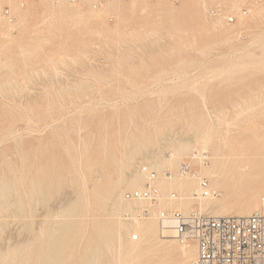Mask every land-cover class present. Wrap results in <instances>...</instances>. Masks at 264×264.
Segmentation results:
<instances>
[{"label": "rangeland", "instance_id": "rangeland-1", "mask_svg": "<svg viewBox=\"0 0 264 264\" xmlns=\"http://www.w3.org/2000/svg\"><path fill=\"white\" fill-rule=\"evenodd\" d=\"M4 7L14 20H0V264H191L193 241L164 242L156 219L127 215L137 203L122 193L139 188L128 176L143 186L140 165L156 173L168 207L262 208L264 0H0ZM214 165L224 186L203 173ZM201 176L216 194L182 188L191 179L198 191ZM135 223L151 234L131 242Z\"/></svg>", "mask_w": 264, "mask_h": 264}, {"label": "built area", "instance_id": "built-area-1", "mask_svg": "<svg viewBox=\"0 0 264 264\" xmlns=\"http://www.w3.org/2000/svg\"><path fill=\"white\" fill-rule=\"evenodd\" d=\"M75 3L77 0H67ZM20 3L19 7H23ZM245 13V12H244ZM14 20L8 7L0 11V20ZM234 16H228L227 23H232ZM206 163V155H201ZM146 181L137 189L122 193L124 201L137 203L135 212L127 214L131 218L156 219L160 236L167 226L175 231V237L184 243L194 242L196 255L191 264H264V198L262 208L249 214L212 215L197 211L184 212L165 205L166 199L155 183L156 173L146 165L139 166ZM180 172L188 175L192 170L189 161L181 163ZM199 194L203 198L216 194L211 189L207 178L199 177ZM174 193L168 199L175 198ZM139 233L131 231L129 240H140Z\"/></svg>", "mask_w": 264, "mask_h": 264}, {"label": "bare ground", "instance_id": "bare-ground-1", "mask_svg": "<svg viewBox=\"0 0 264 264\" xmlns=\"http://www.w3.org/2000/svg\"><path fill=\"white\" fill-rule=\"evenodd\" d=\"M93 13V12H92ZM206 135V134H205ZM199 138V137H198ZM205 138V137H204ZM225 138V137H224ZM228 138V137H227ZM208 139H210V138H205L202 142H203V144H207V141H208V144H209V140ZM223 139V138H222ZM229 139H230V137H229ZM229 139H227V140H229ZM223 140H225V139H223ZM257 140V139H256ZM219 141H221V140H219ZM231 141V140H230ZM255 141V140H254ZM259 141L261 142L262 141V143H264V136L261 138V140H260V138H259ZM211 142V141H210ZM229 142V141H228ZM237 142V141H236ZM247 143V142H246ZM206 144H205V146H206ZM263 145V144H262ZM208 146V145H207ZM206 146V147H207ZM224 146V145H223ZM254 146V145H253ZM202 147H204V145L202 146ZM201 147V148H202ZM243 147V146H242ZM241 147V149H243V150H245V151H241L240 153L242 154V155H244V154H247V153H249V152H247V151H249V147L248 148H246L245 146V148H242ZM205 148V147H204ZM173 149V148H172ZM206 149V148H205ZM205 149H204V151H205ZM230 151H228L229 152V154L231 153V150L233 151V149H230V148H228ZM236 149V148H235ZM234 149V150H235ZM246 149H248L247 151H246ZM251 149V148H250ZM257 149V148H256ZM255 149V150H256ZM258 149H260V154L262 155V151L261 150H263V147L261 148H258ZM253 150V149H252ZM252 152V151H251ZM250 152V153H251ZM254 152V151H253ZM257 152V151H256ZM221 153V152H220ZM233 153V152H232ZM231 153V154H232ZM235 153V152H234ZM196 154V153H195ZM217 154H218V152H217ZM225 154V153H224ZM226 154H228V153H226ZM229 154L228 155H224L225 157L226 156H229ZM235 154H237V153H235ZM234 154V155H235ZM258 154V153H257ZM234 155H232V156H234ZM249 155V154H248ZM261 155H260V157H261ZM172 156H174L173 154H172ZM216 155H214V157H215ZM236 156V155H235ZM240 154H239V158H240ZM246 156V159H247V155H245ZM252 156V155H251ZM257 157L259 156V154L258 155H256ZM255 156V157H256ZM263 156V155H262ZM167 157V156H166ZM213 157V158H214ZM216 157H218V156H216ZM231 156H229V158H230ZM238 157V156H237ZM243 157V156H242ZM254 156H253V159L255 158ZM256 157V158H257ZM259 157V158H260ZM219 158V157H218ZM220 158H221V156H220ZM222 158H224L223 156H222ZM228 157H227V159H229ZM232 158V157H231ZM235 158V157H234ZM245 158V157H244ZM255 158V159H256ZM227 159H225V160H227ZM238 159V158H237ZM237 159L235 160V164L237 165ZM252 159V161H253V163H255L254 161H255V159L253 160ZM258 159V158H257ZM262 159V158H261ZM225 160H224V163H225ZM234 160V159H233ZM248 160V159H247ZM246 160V161H247ZM171 161V160H170ZM230 161H231V159H230ZM239 162L241 161V160H238ZM245 161V160H244ZM243 161V162H244ZM259 161H260V159H259ZM263 161H264V156H263ZM172 162V161H171ZM261 162V161H260ZM259 162V163H260ZM150 163V162H149ZM216 163H217V161H216ZM249 163H251V160L250 161H248V163H244L243 165H242V169L241 168H238V169H241V174H245V175H249L250 174V172L248 171V170H250L251 168H249V167H252L253 168V165H251V164H249ZM230 164V163H229ZM242 164V163H241ZM261 164H262V162L260 163V167L259 168H261ZM123 165V164H122ZM170 165H172V163H170ZM222 165V164H221ZM227 165V164H226ZM255 166L257 165V164H254ZM141 166V165H140ZM238 166V165H237ZM219 167V166H218ZM229 167V166H228ZM249 169H248V168ZM257 167V166H256ZM257 167V168H258ZM139 168V167H138ZM234 168H236V167H234ZM264 167H262L261 169H263ZM205 170L204 172L202 171V170ZM202 170H201V172H203V173H205V174H207V176H210L211 178H213L214 180H218V183L217 184H220L221 182H220V178H221V173L219 172V169L217 168V166L216 165H214V166H212V168H203ZM233 169V168H232ZM235 170V169H234ZM255 170V169H254ZM229 171H231V170H229ZM228 171V172H229ZM233 171V170H232ZM231 171V172H232ZM257 171H258V169H257ZM238 172V171H237ZM235 173H236V171H235ZM229 174V173H228ZM232 174V173H231ZM236 174H239L240 175V173L238 172V173H236ZM264 174V173H263ZM140 175V174H139ZM238 175V176H239ZM203 176V175H202ZM231 176H233V175H231ZM243 176V175H242ZM255 176V175H254ZM140 177V176H139ZM168 177V176H167ZM198 178L197 176H196V174H193L192 173V176H191V178ZM251 177V176H250ZM180 178V177H179ZM234 178V177H233ZM240 178V177H239ZM263 178V177H262ZM177 179V178H176ZM237 179V178H236ZM164 180H165V178H164ZM169 180V179H168ZM171 180H174L173 178L171 179ZM243 180V179H242ZM127 183H128V185H130L131 187H139L140 188V185L138 184V175H132V176H128V178H127ZM166 182V181H165ZM170 182V181H169ZM220 182V183H219ZM239 183V182H238ZM221 186H224V182H223V185H222V183L220 184ZM181 186H182V188H184V190H186V191H188V195H189V193L191 194V196L193 195V194H197V192L199 193V189H198V191H197V189L196 188H194V181L193 180H187V181H184L183 183H181ZM219 186V185H218ZM237 186V185H236ZM195 187H197L198 188V186L196 185ZM219 188H220V186H219ZM233 188H235V187H233ZM135 189H137V188H135ZM211 189H213V188H211ZM121 190V189H120ZM194 190H195V192H194ZM214 190V189H213ZM219 190V189H218ZM197 191V192H196ZM245 191V190H244ZM231 193V192H230ZM187 194V193H186ZM259 194V193H258ZM229 195V194H228ZM190 196V197H191ZM181 197V196H180ZM179 197V198H180ZM187 197V196H186ZM193 197H194V195H193ZM201 197V196H200ZM213 197V196H212ZM183 198V197H182ZM192 198V197H191ZM195 198V197H194ZM203 197H201V199H202ZM206 198V197H205ZM204 199V198H203ZM263 199V198H262ZM121 200V199H120ZM200 201V200H199ZM253 201V200H252ZM252 201H250L249 203H248V206H254V202H252ZM262 201V200H261ZM125 202H129V201H125ZM193 202V201H192ZM255 203H257V202H255ZM261 204H262V202H261ZM256 205V204H255ZM257 205H260V204H258L257 203ZM199 207H198V209H199V211H202L204 208H205V206H207V202L205 203V202H203V201H201V202H199V205H198ZM187 208V207H186ZM258 208V207H257ZM257 210V209H256ZM201 213V212H200ZM250 213V211H238V212H236L235 214H249ZM234 214V213H233ZM219 215H228V214H226V213H224V214H217V216H219ZM133 220H135V222L137 221V222H139L140 220H136V218H132ZM152 219V218H151ZM134 222V221H133ZM140 223V222H139ZM139 223H135V224H133L132 226H131V229H133L135 232H137V233H139V235L141 234V235H150L151 234V232H152V227H150L149 225H141V224H139ZM163 237L164 238H166V239H164V242L167 240H169L170 238H173V237H175V231H174V229H172L171 228V226H167V228H165V230L163 231ZM140 235V236H141ZM141 238V237H140ZM162 240V239H161ZM132 242V241H131ZM136 242H138V241H136ZM80 243V242H79ZM186 244V243H185ZM194 246V245H193ZM184 247V246H183ZM149 250V249H148ZM183 250V249H182ZM147 251V249L144 251V252H146ZM195 251H196V248H195ZM150 252V251H149ZM184 252V254L185 253H189V251H182V253ZM130 253H136V254H138L139 253V251L137 250V247H135V248H131L130 249ZM148 253V252H147ZM195 255H196V252H195ZM195 255H194V257H195ZM194 259V258H193ZM192 262V261H191ZM119 263V262H118ZM137 263V262H136ZM141 263V262H140ZM145 263V262H144ZM131 264H134V263H131ZM143 264V263H142Z\"/></svg>", "mask_w": 264, "mask_h": 264}]
</instances>
